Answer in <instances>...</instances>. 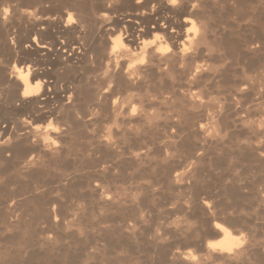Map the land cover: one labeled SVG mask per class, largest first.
I'll use <instances>...</instances> for the list:
<instances>
[{
    "label": "bare ground",
    "instance_id": "obj_1",
    "mask_svg": "<svg viewBox=\"0 0 264 264\" xmlns=\"http://www.w3.org/2000/svg\"><path fill=\"white\" fill-rule=\"evenodd\" d=\"M217 9L223 11V13L225 14V16L228 19L230 17H232V19H229V20H231L232 22L234 21V24L237 26L241 24V23L239 24V22L245 21V22L250 23V24L254 23L255 24L254 26L259 28V30H258V28H256L258 31H260L259 33H256V36L259 37L257 40L258 42L256 40L254 41V42H256L255 45L253 46L255 48H253V47L248 48V49H250L251 55H247V53H246L245 56L247 55L248 57H250L252 55L253 56L256 55V53L262 52L259 55L260 56L259 59L257 58L258 56L256 55L257 56L256 60L258 59V62H257L258 67L256 66V68H258V75L260 74L261 77H263L264 76V74H263L264 73V0H175V2H173V0H21L20 3L18 2L16 4H14V1L12 2V0H0V174H1V176H0V219H7V220H9V219L14 220V219H20V218L22 219V215L26 214L27 210H29V209H27L28 207L27 208L25 207L26 206L25 203L26 204L29 203L30 205L35 206L34 200H36V195H35L36 192H34V191L38 190L37 188H39V186L36 187L39 184L38 183L34 188L32 187L33 189L31 188L28 190L26 188L28 191L27 190L25 191V189H24L25 192L23 191V193L17 191V189L19 190V188L16 189L17 192L15 191L14 194L12 192L6 193L7 191H5V188H6L7 184L4 186V184H5V183H3L4 177L3 178H1V177L3 175H5V176L7 175L6 178H8V175H9V177H10V175H12V177H16L19 181L18 177L28 176L27 177V180H28L29 177L35 176L38 172H40L39 171L40 169L42 171H45V169L44 170L42 169L43 167H45L44 163L46 165H48V164L54 163L58 158L60 159V156L62 154H64L66 156V153H64L66 146H65V148H63V145H64V143L65 144L70 143L69 146H71L72 141L70 140L71 142H65V140L68 139L72 133L74 134L73 131H75L80 126H83V127L92 126L93 127V125L95 126V124H97V123L100 126V124L102 123L101 121L103 120L102 117L106 118L109 121L108 123L110 125H107L108 127L107 126L104 127V125L102 124L103 126H101V127H103V129L101 127L99 128L97 126L98 130H100V129H102V130L97 131L96 133H95V131L97 129L95 131H93L95 133V134L93 133L94 134L93 137L94 138L96 137L98 139V141H96L97 142L96 147H99V146L104 147L105 152L107 149L108 150L113 149L115 151L116 150L115 148H121L123 150V146H125L124 145L125 143L123 142L124 144L120 147V144H122V143H120V141L122 140V139L120 140V138L124 139V137H125L124 133L127 132V131L125 132V130H124L125 126H129L130 124L132 125L133 122H137V125H138V123L140 121H142V123L146 122L147 125H151L152 122L150 120L156 114L154 112L155 109L160 111L162 109L165 110V109L170 108L172 110L175 107V109L176 108L182 109L181 111L186 112L187 110L188 111L190 110L194 113L196 112L195 110H198V113H200L199 110L200 111L204 110V112H206V115H204V116H206V118H208L210 120L211 125L209 128L211 130H209V128H207L208 126L206 127V124L205 125H199L197 130L195 129V131H196L195 133L198 136L202 135L203 136L202 138H204V141H207L208 139H211V140L214 139L215 140L216 137H214V136L217 132V128L218 127L221 128V125L219 124V126H217V123L220 120L223 122L226 121V119H223L225 117H223V115H222L223 113H221V111H223L226 108L229 109V107H232L231 101L234 100V98L236 97V96L233 97L232 93H229V95L223 94L224 96L221 99L216 98L215 94L213 95L214 98H212L213 96L211 94L214 92L210 93V90L214 89L213 87L215 86V84H213L214 86L211 87L212 80L215 76L216 71L217 70L219 71V69L221 71L222 66H220L219 68L217 67V70L215 67H216V64L218 65L217 62L220 61L219 59L221 57L223 58L226 55L229 56L233 53V51L234 52L236 51V52L240 53V55H241L242 52L244 51L243 50L244 48L243 49L241 48L242 47L241 44L240 45L237 44L236 46H234L232 44L226 43L225 45L223 44L224 45L223 46L220 43L222 48L219 46L221 48V50H219V51H221V53H223V51H224L223 55L220 57V54L218 55V53H217L218 50L213 49V45L216 44L214 42L215 40L213 41L214 37L216 36V31H215V36L213 33L214 27L216 26V23L214 22L215 20L213 17L215 14H213V13ZM247 9H249V11ZM224 14H222V15L224 16ZM218 15L219 14H217V16ZM233 16H235V17H233ZM226 20L227 19H225V21ZM221 21H222V18H221ZM219 23L223 24L222 22H219ZM217 24H218V22H217ZM225 24L227 26L228 22H226ZM218 26L220 27V25H218ZM226 26H225V28H227ZM229 26H230V24H229ZM229 28L233 29V27H229ZM234 28L240 29V26L234 27ZM225 31H227V30H225ZM218 34H217V37H218ZM223 36H224V34H223ZM227 36H229V34H227ZM230 36H232L231 33H230ZM211 37H213L212 41L210 39ZM222 39H224V37ZM234 40H235V38H234ZM251 40H253V39H251ZM223 41H225V40H223ZM228 41H230V40H228ZM217 42H219V40ZM235 42L237 43L238 40ZM235 42H233V43H235ZM241 43H243V42H241ZM252 44H254V43H252ZM239 46H241V47H239ZM227 56H226V58H227ZM237 56H239V55H237ZM248 57L246 58L247 60H248ZM226 58L224 57V59H226ZM238 58L240 59V57H237V59ZM231 59H232V57H231ZM233 59H235V58H233ZM239 59H238L239 62H240V60L242 61V59H240V60ZM245 60H243V61H245ZM222 61H223V59H222ZM253 61H250V62H253ZM255 63H254V65H255ZM89 66L95 67V69L94 68L93 69L96 70V72H94V74L96 73V75L94 77H92V75H91V77H90V80L93 79L91 81L92 82L91 85L93 84L94 86H93V89L90 88L93 91H91L90 89L87 88L88 90H90L92 92L91 96L87 97L82 93V89H84L83 90V92H84L85 87H87V86L84 87V85H82V87H84V88H81V78H82L81 76L83 75L82 73H84V71H86V69L89 68ZM225 67H227V66H225ZM243 67L241 66V68H243ZM252 67H253V65H252ZM232 69H234V66ZM251 69L253 70V68H251ZM254 69H255V67H254ZM91 71H93V70H91ZM240 71H241V69H240ZM243 71H244V69H243ZM243 71H241V72H243ZM255 71H257V70H255ZM74 72H75V74L71 75V73H74ZM244 72H246V70ZM248 72H250V71H248ZM223 73H225V72L223 71ZM255 73L257 74V72H255ZM92 74H93V72H92ZM220 74H222V73L220 72ZM220 74H218V75H220ZM225 74H227V73H225ZM251 74H253V73H251ZM228 75H230V74L228 73ZM250 76L251 75H249V77ZM241 77H243V76H241ZM254 77H253V79H254ZM86 78H88L87 75H86ZM220 78H221V76H220ZM242 79L243 80H240V76H239V80L242 81V83L240 84L239 82H237L240 84L238 86V89H237L238 91L235 89V91L233 93V95L234 94L238 95L240 97L239 99H241L242 94H244V96H245L246 92H247V94H248V92H253L255 90V86L258 85V84L255 85L254 83H252L253 79L250 80L251 82L248 81L249 78L247 79L246 77L245 78L243 77ZM255 79H254V82L256 81ZM87 81L88 80H86L85 82H87ZM236 81H237V79H236ZM227 82H229V81L227 80ZM147 83L148 84L152 83V85H148ZM259 85H263V84H259ZM88 86H90V85H88ZM257 87H259V86H257ZM231 89H229V90H231ZM229 90L227 89V91H229ZM91 92H89V93H91ZM259 94H260V91H259ZM260 96H261V94H260ZM221 97H222V95H221ZM256 97H257V95H256ZM236 99H235V102H236ZM258 100H259V102L257 100H255L256 103L258 102L257 105H255V104L254 105L258 106V109H259L258 110L255 107V110H258L260 112L257 113L258 111L257 112L255 111L257 113V114L256 113L253 114V115H257V117L255 119H254V117H255L254 116L253 119L251 118L252 120H249L248 119L249 118L248 113H245V111L242 110V109H244V106H247L246 104L243 107L240 106L242 109L239 106H237L240 108V109L239 108H237V109H239L240 112H243L245 114H238L240 116H236L237 114L233 113L234 112L233 109H232V111H233L232 113L235 114L236 118H238V120L237 119L236 120L241 125L247 124L249 129H251V130L255 129L257 131L261 130V133H262V132H264V97H263V94L261 97L258 98ZM240 101H242V100H240ZM234 103H232V104H234ZM241 103H243V102H241ZM235 105H237V103H235ZM238 105H241V104L239 103ZM249 105L250 104H248V107H249ZM252 105H253V102L250 106H252ZM215 107H217L219 109L218 110L219 112L216 113L213 110ZM248 107L246 109L250 108V107L249 108ZM233 108H234V105H233ZM252 108L253 107H251V109ZM183 109H185V110H183ZM237 109H235V110H237ZM215 110H217V109H215ZM174 111L177 112V110H174ZM178 111H180V110H178ZM247 111L250 112V110H247ZM165 112L168 113L167 110ZM227 112L229 114V110L228 111L226 110V114H227ZM162 113H164V112H162ZM201 113H203V112H201ZM172 114H173V116L176 115L175 113H172ZM190 114H187V115H190ZM196 114H197V112H196ZM196 114L195 115L193 114V115L196 117ZM200 114H199V116H200ZM203 114H205V113H203ZM224 114H225V112H224ZM228 114H227V117H228ZM251 114H252V112H251ZM159 115L160 114H158L157 119H159ZM182 115H183V113H181V116ZM229 116H230V114H229ZM165 117H166V115H165ZM167 117H168V115H167ZM186 117H188V116H186ZM173 118H175V117H173ZM188 118H191V117H188ZM206 118L204 117L203 119L205 120ZM157 119H156V121H157ZM199 119H200V117H199ZM228 119L226 122H228ZM154 120H155V117H154ZM154 120L152 119L153 123H154ZM160 120H161V118H160ZM164 120H163V122H165ZM175 120L173 123H175ZM192 120H193V118H192ZM230 120H231V118H230ZM147 121H150V123H147ZM167 121L169 122V120H167ZM170 121L172 122L173 120H170ZM99 122H101V123H99ZM178 122L179 121H177V124H178ZM223 122H221V124ZM142 123H140V124H142ZM179 123H181V122H179ZM186 123L183 125H186ZM195 123H196V121L194 122V124ZM205 123H206V121H205ZM225 123L222 125V128L226 127ZM194 124L192 123L191 125H194ZM202 124H204V123H202ZM208 124H209V122H208ZM235 124H237V123L235 122ZM178 125H180V124H178ZM230 125H232L231 122H230ZM122 126L124 128L123 130H122ZM130 126H129V128H130ZM133 126H135V125H133ZM138 126H140V125H138ZM142 126H143V124H142ZM173 126H174V124H173ZM235 126H238V125H234V126L232 125V127H234V128H235ZM176 128H178V126ZM187 128L189 130H191L190 127H187ZM248 128H246V129H248ZM88 129H86V130L89 133L90 130L88 131ZM90 129H91V127H90ZM137 129H135V130H137ZM174 130H175V128H174ZM123 131H124V133H123ZM192 131H191V133H192ZM218 131H221V129ZM129 132H130V130H129ZM129 132H127L128 135H129ZM134 133L135 132H133V134ZM138 133H135V136L138 135ZM174 133H175V131H174ZM221 133H222V131H221ZM224 133L225 132L223 131V134ZM251 133H252L253 137L255 136L254 134H257V132L254 133L253 131ZM76 134H77V132H76ZM133 134L132 135L130 134V136H134ZM175 134H173V135H175ZM217 134H219V133L217 132ZM72 135L70 136V138L72 137ZM190 135H193V134H189V136ZM259 135H261V134H259ZM216 136H218V135H216ZM219 136H220V134H219ZM127 137L128 136H126L125 138L128 139ZM162 137L164 138V136H162ZM162 137L160 138L161 140H162ZM72 138L74 139V137H72ZM96 138H95V140H96ZM133 138L134 137H132V140H133ZM137 138L139 139L138 136H137ZM169 138H171V137H169ZM175 138H174V140H175ZM190 138H192V137H190ZM193 138L195 139V136ZM221 138H222V136L220 137V140H221ZM129 139H131V138H129ZM150 139H152V138L149 137L148 140H150ZM186 139H187V137H186ZM170 140L172 141L173 139L171 138ZM170 140H169V145H170ZM188 140L190 142V139H188ZM211 140H208V141L210 142ZM220 140H218V141H220ZM74 141H76V138ZM164 141H166V140H164ZM164 141H163V143H164ZM195 141H196V139H195ZM208 141H207V143H208ZM127 142H128V140H127ZM127 142H126V144H127ZM134 142H135V140H134ZM149 142L151 143L152 141H149ZM173 142L175 143V141H173ZM178 142L180 143V141H178ZM92 143H94L93 139H92ZM154 143H156V142H154ZM174 143L171 145H175ZM197 143L195 142L196 145H197ZM251 143L253 144V142H251ZM129 144H130V142L128 143V146H129ZM141 144H142V142H141ZM162 144H161V146H163ZM190 145H189V147H190ZM200 145H205V144H200ZM200 145H199V147H200ZM209 145H210V143H209ZM249 145H250V143H249ZM254 145H252V146H254ZM136 146H137V144H135V147ZM146 146H147V143L145 146L141 145V147H143V150H144V147L146 149ZM194 146H192V147H194ZM255 146L253 147L254 148L253 152L255 151L256 154L258 155V157L261 158V160L264 159V147H263L264 145L262 146L263 148H260L259 146H256V147ZM129 147H131V146H129ZM129 147H128V149H129ZM163 147H164L163 151L166 152L165 148H167V146L166 147L163 146ZM67 148H68V144H67ZM152 148H150V149H152ZM154 148H156V147H154ZM170 148H169V150H170ZM185 148H186V146H185ZM246 148L249 149V147H246ZM126 149L127 148H125V150ZM202 149H199V150H202ZM250 149H252V148H250ZM66 150L69 151L70 149H66ZM143 150H142V152H143ZM92 151H93V149H92ZM96 151H97V148H96ZM194 151H197V150H194ZM204 151H206V149ZM134 152L133 151L127 152V154H129L130 160H139L141 157L140 153L142 154V152H140V151L139 152L137 151L135 153ZM120 153H122V152H120ZM149 153H150V151H149ZM192 153H194V152H192ZM198 153H200V152H197V154ZM201 153H206V152L201 151ZM197 154L195 153L194 155H197ZM86 155H89V154H86ZM166 156H169V155L167 154ZM171 156H172V154H171ZM171 156H170V158H171ZM191 156H193V154ZM84 157H87V156H84ZM146 157H149L148 154L146 155ZM68 158L69 157H66L65 159H68ZM144 158H142V160ZM166 158H168V157H166ZM146 159L147 158H145L143 161H145ZM183 159H185V158H183ZM190 159H191V157H190ZM163 160H161V161H163ZM170 161L171 160H169V162ZM182 161H183V163H186V162H184V160H182ZM199 161H200V158L195 157L194 159H192V161L190 163H188V165H186L184 167L182 166L183 168L180 166L179 168H181V170L177 171L178 168H176L175 169L176 171L174 170L173 174H171V175L169 174L170 175L169 177L171 178L170 180H172L171 182L173 184L175 183L176 185L177 184L184 185L185 183L187 184L186 181H188V179H190V178L194 179L195 178L194 175H197L196 173L198 170L197 166L199 164ZM125 162H126V160H125ZM135 162H137V161H135ZM169 162H167L166 164L168 165ZM91 163H92V161H91ZM203 163H206V162L203 161ZM57 164L58 163H56L55 164L56 166L55 167L53 166V168H56ZM138 164H139V162H138ZM51 165H54V164H51ZM161 165H163V163ZM179 165H180V163L178 164V166ZM181 165H182V163H181ZM199 165H200V167H202L201 163ZM70 166H71V164H70ZM158 166H159V164H158ZM170 166H171L170 168H173L174 165H170ZM48 167L49 166H47L46 170L51 168V167H49V168ZM58 167H59V165H58ZM59 168H61V167H59ZM138 168H140V167H138ZM165 168L167 170V167H165ZM204 168H205V166H204ZM62 169H64V167ZM62 169H60V172L63 171ZM102 170L103 169H101V171ZM203 170H206V169H203ZM51 171H54V169L53 170L51 169ZM65 172H67V171H65ZM168 172H169V170H168ZM171 172H169V173H171ZM45 174L46 173H44L42 175L45 176ZM202 174H204V173H202ZM197 176L199 177V175H197ZM200 176L202 177V175H200ZM23 177H22V179H23ZM67 177H69L68 174H67ZM10 178L8 180H11ZM196 179H197V177H196ZM196 179H194V180L196 181ZM23 180H21V181H23ZM170 180H169V182H170ZM25 181H26V179H25ZM28 181H30V183H31V179ZM34 181H35V179H34ZM85 181L87 182V180H85V178H84V182ZM11 182L14 183V180ZM11 182H10V184L9 183L8 184L12 186L13 183L11 184ZM197 182H198V180H197ZM197 182H195V184ZM200 182H201V180H200ZM41 183L42 182H40L39 185H41ZM44 184H45V182H44ZM63 184L65 185V183H63ZM88 184H89V182H88ZM204 184L205 183H203L202 185H204ZM14 185H16V184H14ZM23 185H24V183L22 184V186ZM32 185L26 184V186H32ZM188 185H190V183H188ZM13 186H12V188H14ZM99 186H100V184H99ZM7 187H9L10 190H13L10 188V186H7ZM15 187H18V185H16ZM24 187H21V185H20V188H24ZM93 187L97 188L98 185L95 184ZM93 187L91 188V191L89 189L90 192H92V191L99 192L98 196H101L104 201H107L108 199H110L109 198L110 195H108L109 193H106V191L101 190V188L100 189L98 188V190H97L96 188L93 189ZM87 188H89V187L87 186ZM9 189L6 188V190H9ZM39 189H41V188H39ZM102 189H103V187H102ZM21 190H23V189H21ZM37 193H39V191H37ZM41 193H42V191H41ZM37 196H39V195L37 194ZM44 196H43V198H44ZM55 196H58V195H55ZM91 196H92V194H91ZM48 197H49V195H48ZM101 197H99V198L101 199ZM45 201H40V202L42 204ZM263 201H264V199H263ZM59 202H60L59 199L52 197L51 202H49L50 204L47 203L48 205H50L49 208H47L45 205H43L47 208V209H45L46 211L44 210L45 212L43 210L40 211V209H39L40 207H38V206L41 204H39L38 206L36 204L37 207H33L32 211L30 210V214L27 213V217L28 216L40 217L42 215L43 218L57 219L61 216V214H62V216L64 215L63 214L64 211H62L63 212L62 213L60 211V208H58V206L60 207ZM101 203H104V202H101ZM204 203H203L204 204L203 208H201V210H200V211L204 210V212H205L204 214H206L205 217H207V219H205V220L202 219V222H200V226H202V227L208 226L207 227L208 230H204L206 228V227H204L203 230L205 232H203V234H202L203 236H201L204 239V242L202 240H200L201 238L199 239V236H200L198 234L199 232H196L195 230H193V228L190 229L191 227H188V225L191 226L190 223L187 225L185 223L182 224V222H179V223L176 222L175 226L173 225L176 228L175 231L177 230L180 234H184L183 236H185V240L182 243L184 245V248L185 247H189V248L176 249L173 251L167 250V252L169 251L168 256H167V257H169L168 258L169 261H167V262H170L171 264H206L208 261L210 262V260H213V261L217 260V262H218V260H220V261H222L221 263L228 262V264H229L232 261L235 262L236 260H238L236 263L241 262V261H239V258H242V256L244 257V256H247L248 254H252V253L255 254V255H253V257L257 256V259L260 262L261 258L259 256L260 254L258 253L259 252L258 248L254 247L258 242L256 244L253 243L254 246L251 249V245H249V240L243 241L242 239H239L240 236L238 237V236L234 235L233 232L231 231L230 227L224 226L223 224H220V222L218 223V222H215L214 219H211V217L213 218V216H212V214H210L211 210H209V208H208L209 207L208 203L207 202H204ZM23 204H24V208H25V209L24 208L23 209L26 211V213L22 212L24 210L19 209L20 206L23 207ZM252 204H253V202H252ZM29 208H31V207H29ZM182 210L183 209H181V211ZM199 213H201V212H199ZM227 213H230V212H226V214ZM201 215H203V214H201ZM29 219H31V218H29ZM60 219H61V217H60ZM225 219H226L227 223H229L231 225H232V223L234 224V218L233 217L226 216ZM188 220H190V219H188ZM199 220H201V219H199ZM238 220H239V218H238ZM197 222H199V221L197 220ZM125 223H127V222H125ZM125 223H124V225H125ZM130 223H129L128 227H130ZM8 224L11 226L10 222L9 223L7 222V225ZM132 224H133V222H132ZM132 224H131V227H133ZM241 224L242 223H240V225ZM18 225H19V223H18ZM31 226H33V225H31ZM126 226H127V224H126ZM135 226H136V224H135ZM196 226H198V225H196ZM4 227H6V226H4ZM131 227H130V231L132 230ZM193 227H195V226H193ZM252 227H254V226H252ZM122 228H125V227H122ZM263 228H264V226H263ZM7 230H10V228ZM122 230H124V229H122ZM128 230L126 231L127 233H128ZM237 230H239V229H237ZM243 230H245V229H243ZM29 231H30V229H29ZM199 231L201 232V229ZM240 231H239V233H240ZM117 232L118 231H116V233ZM251 233H252V231H251ZM22 234H24V233H22ZM242 234L243 233H241V235ZM130 236H131V234H130ZM132 236H134V235H132ZM14 237H16V236H14ZM14 237H13V239H14ZM153 238H155L154 235H153ZM159 239H161V238H159ZM95 241H97V240H95ZM164 243H166V242H164ZM190 246L192 247V249H190L191 248ZM159 248H161V247L159 246ZM15 251H16V249H15ZM164 251H165L164 255H166L165 254L166 250H164ZM92 252L93 251H91V253ZM157 253H159V252H157ZM17 254H16V256H17ZM29 255H32V254H29ZM162 257H163V252H162ZM164 258H166V257L164 256ZM34 259H35V257H34ZM248 259H249V257H248ZM37 260H39V259H37ZM123 260H125V259H123ZM253 261H255V260H253ZM258 261H257V263H259ZM262 261L263 260H261V262ZM221 263H219V264H221ZM23 264H26V263H23Z\"/></svg>",
    "mask_w": 264,
    "mask_h": 264
},
{
    "label": "rangeland",
    "instance_id": "obj_2",
    "mask_svg": "<svg viewBox=\"0 0 264 264\" xmlns=\"http://www.w3.org/2000/svg\"><path fill=\"white\" fill-rule=\"evenodd\" d=\"M13 1H14V4H16L18 2L20 3L21 0L20 1L19 0L18 1L12 0V2ZM218 10L219 9H217L213 13V14H215L213 17L215 20L214 22L216 23V26L214 27V32H213L214 36H215V31H216V36L215 37L213 36L214 39H213V37L210 38L211 41L213 39V41L215 40L214 42L216 43L213 45V49L218 50L217 53H218V55L220 54V57H221L223 55L224 51H223V53H221V51H219L222 48L220 43L222 45L229 43V44H232L234 46H236L237 44H239V45L241 44L242 47L241 46H239V47H241L242 49L244 48L243 49L244 51L241 54L243 57L240 55V53L233 51L234 54L232 53L229 56L226 55L227 58H226V56H224L226 59H224V57L223 58L221 57L219 59L220 61L217 62L218 65L216 64V67H215L217 70V67L219 68L220 66H222L221 71H220V69H219V71L223 75L220 74V72L218 70H217L218 72L216 71V73H215L216 77L214 76V78L212 80L211 87L214 86L213 84H215V86L217 88L215 86L213 87L214 89L211 88L212 90H210V93L214 92L211 95L213 96L215 94L216 98L221 99L224 96L223 94L229 95V93H232L233 97L236 96L234 98V100L231 101L232 103H234L235 99L238 97L236 99V102H235V103H237V105H235V103L234 104L231 103L232 107H229V109L226 108L223 110L225 112V114L223 111H221V113H223L222 114L223 117H225L223 119H226V121L228 118L229 119H228V122H226V121L223 122L220 120L217 123V126H219V124L221 125V128L220 127L217 128V132L220 134V136L216 132V134L214 136V137H216V139L214 140L213 139L214 137L212 138L213 140L208 139V140H211L212 142L211 141L209 142L207 140L208 141V143H207V141H204V138H202L203 137L202 135L201 136L196 135L195 129L197 130L199 125H205L206 124V127L208 126L207 128H209L211 125L210 120L208 118H206V116H204V115H206V112H204V110H201V111L199 110V112L200 113L203 112L205 114H203V113L200 114V113H198V110H195L197 112V114H196V112L194 113L190 110L189 111L187 110L185 112V111H181L182 109H178V108L175 109V107L173 109L177 110V112H175L173 109L171 110L170 108H168L169 110L168 109H165V110L162 109L160 111L155 109L154 110V112L156 113L154 115L155 120H154V117L152 118L154 120V123H153L152 119L150 120L152 122L151 125H147L146 122L142 123V121H140V122L138 121L139 122L138 125H140V126L137 125V122H133L132 125L130 124L131 126L129 125L130 128H129V126H125V129H124L123 128L124 125H123L122 130L124 129L125 132L126 131L129 132V130H130L129 135L127 134V132L124 133V131H123V133L125 134V137L128 136L127 137L128 139H126L125 137H124L125 140L123 138H120V140L122 139L121 140L122 142L120 141V143H122V144H120V147L125 143L124 144L125 146H123V150L121 148H115L116 149L115 151L113 149H109V150L107 149L105 152L104 147H102V146L96 147L97 146L96 141H98V139L95 137L96 138V140H95L93 135L97 131H100L103 129V127H101V126L104 125V127H106L107 125H110L108 123L109 121L106 118L102 117V119H103L101 121L102 123L99 122V123H101L100 126L97 123V124H95L96 127L93 125L94 128L92 126H88V127L80 126L76 130L74 129L75 130V131H73L74 134L73 133H72L73 135L71 134L72 137H74V139L71 137L73 139L72 140L70 138V136H71L70 135L69 136L70 139L69 138L66 139L65 142H71V141L73 142L75 140V138H76V141H74L73 143L71 142V146H69L70 143H66V144L64 143L63 148H65V146H66L65 152H64V153H66V156L64 154H62L60 156V159L58 158L55 161L56 163H58L57 167L59 165V167H61V168H59V167L53 168V166L54 167L56 166L55 162L51 163L54 165H51L48 163H47L48 165H46L44 163L46 168L43 167L44 165L42 166L43 168L42 167L41 168L43 170L45 169V171H42L40 169L39 171L41 173L38 172L35 175L36 177L32 176V177L28 178V180L31 179V183H30V181L27 180L28 176H26V177L22 176L24 180L22 179L21 176L18 177L19 181L16 177H12V175H10L11 178L9 177V175H8V178H6L7 175L6 176L3 175L1 177V178L4 177V182H3V183H5L4 186L7 184V186H10V188L13 189V190H10L9 187L6 186V188L9 189V190H6V188H5V191H7L6 193L12 192L13 194L15 193L17 188H19V190L17 189L18 192L23 193L24 189H25V191L27 189L29 190L32 187L34 188L38 183L40 184V182H42L41 183L42 186L39 184L36 186V187L39 186V188H41L42 190L37 188L38 190L34 191V192H36V194H35L36 200H34L35 206L30 205L29 203H27V204L25 203V205H26L25 207L26 208L28 207L27 209H29V210L26 209L28 214H30V210L32 211L33 207H37L39 204H41L40 201L46 200L45 202H43L44 204L43 203L41 204L42 206L41 205L38 206V207H40L39 208L40 211L41 210L44 211L45 209L49 208L50 205H48V204H50L49 202H51L52 197H53V198L59 199L60 207L58 206V208H60L61 212L64 211V213L62 212L64 215L62 216V214H61V216H60L61 219L59 216H58L59 218H57V219L43 218L42 215L40 217H38V216L37 217L28 216L27 217V213L24 210L25 208H24V204H23V207L20 206V208H19L21 210H24L22 212L26 213V214L22 215V219L21 218L20 219H14V220H12V219H9V220L0 219L1 220L0 221V224H1L0 225V264H23V263H26V264H171L170 262H167V261H169L168 260L169 257H167L169 251H171V250L173 251L176 249L189 248V247L184 248V245L182 243L185 240V236H183L184 234H180L177 230L175 231L176 228L174 226H175L176 222H178V223L182 222V224L185 223L187 225L190 223L191 226L188 225V227H191L190 229L193 228V230H195L196 232H199L198 233L200 235L199 239L201 238L200 240H202L204 242V239L201 236H203L202 234H203V232H205L204 230H208V228H207L208 226H203V227L200 226V222H202V219H204V220L207 219V217H205L206 214H204L205 213L204 210L200 211L201 208H203V206L205 204L204 202L208 203V206H209L208 208H209V210H211L210 214H212V216H213V218L211 217V219H214L215 222H218V223L220 222V224H223L224 226L230 227L231 231L233 232L234 235H236L238 237L240 236L239 239H242L243 241L249 240V245H251V249L254 246L253 243L256 244L258 242L254 247L258 248V251H259L258 253L260 254L259 256L261 258V259L259 258L260 262H261V260H263L261 263L258 261L257 256L253 257V255H255V254L252 253V254L247 255L249 257V259L247 256H244V257L242 256V258H239V261H241V262L236 263L238 261V260H236L235 262L232 261L229 264H234V263L235 264H251V263L252 264H262L263 263L264 264V259H263L264 258V245H263L264 244V241H263L264 240V228H263V226H264V201H263V199H264V159L261 160V158L258 157L256 152L255 151L253 152V150H254L253 147L255 145L259 146L260 148L264 147L263 146L264 145V141H263L264 140V136H263L264 132L261 133V130L257 131L255 129L251 130L248 128L247 124H245L246 126L241 125L237 121L238 118H236V116H240L238 114L248 113V115H249L248 119L249 120H252L254 116H255L254 117V119H255L257 117V115H253V114H255L259 110L258 106H255V105H257V103L259 102L258 98L261 97L262 94L264 97V93H263L264 92V76L262 75L263 77H261L260 74L258 75V68H256V66L258 67L257 62H258V59L260 58L259 55L262 52L256 53V55L258 57L256 55H254V56L252 55L250 57L247 56V55H251L250 49H248V48H251L255 45L256 42H254V41L255 40L257 41L259 38L258 36H256V33H259L260 31H258L259 30L258 27L254 26L255 25L254 23L250 24V23H247L245 21L239 22V24L240 23L241 24L237 26L234 24V21L232 22L231 20H229V19H232V17H230L228 19L225 16V14L223 13V11H221V10L218 11ZM247 10L249 11V9H247ZM221 13L224 14V16ZM217 14H219L220 16L222 15V16L220 17L218 15L220 17L219 18L217 16ZM233 17H235V16H233ZM221 18H222V21H221ZM225 19H227V20L225 21ZM217 22H218V24H217ZM219 22H222L223 24H220ZM226 22H228L227 26L225 24ZM229 24H230V26H229ZM218 25H220V27ZM225 26L227 28H225ZM228 26L233 27V29L229 28ZM239 26H240V29L234 28V27H239ZM256 28H258V30ZM224 29L227 30L228 32L225 31ZM230 33L232 34V36H230ZM217 34H218V37H217ZM223 34H224V36H223ZM227 34H229L230 37L227 36ZM221 37L222 38L224 37V39H222ZM234 38H235V40H234ZM217 39L219 40V42H217L218 41ZM251 39H253V40H251ZM223 40H225V41H223ZM228 40H230V41H228ZM237 40H238V42L236 43L235 41H237ZM233 42H235V43H233ZM241 42H243V43H241ZM252 43H254V44H252ZM253 48H255V47H253ZM246 53H247L246 56L248 57V60L246 59L247 57L245 56ZM237 55H239V56H237ZM230 56L232 57V59L235 58V59H233L234 61L231 59ZM237 57H240V59H242V61L238 58L240 60V62H239ZM256 57L258 58L257 60H256ZM222 59H223V61H222ZM243 60H245V61H243ZM250 61H253L254 63L256 62L255 65L253 62H250ZM232 65L234 66V69H232L233 68ZM252 65H253V67H252ZM225 66H227V67H225ZM241 66L242 67L244 66V67L241 68ZM91 67L92 66H89V68H87L86 71H84V73H82L83 75L81 76L82 77L81 78V88H84L85 86H87V87H85L84 92H83L84 89H82V93L87 97L91 96V94H92L91 91H93V90H91L90 88L93 89V86H94L93 84L91 85V83H92L91 81L93 79L90 80V77H91V75H92V77H94L96 75V73L94 74V72H96V70H94L95 67L94 66L92 68ZM254 67H255V69H254ZM251 68H253L254 71ZM240 69H241V71H243V69H244V71L246 70V72H244V71L241 72ZM91 70H93V71H91ZM247 70L253 74H251ZM255 70H257V71H255ZM223 71L227 74L223 73ZM92 72H93V74H92ZM255 72H257V74ZM228 73L230 75H228ZM72 74H75V72L71 73V75ZM216 74L217 75L220 74V75L217 76ZM86 75L89 79L86 78ZM238 75L240 76V80H243L242 78L246 77L247 79L249 78L248 81L252 80L253 77L256 75L254 77V79L256 78L255 80L257 82L256 81L254 82V79H253L252 83H254L255 85L258 84L257 86H259V87L255 86V90H254L255 92L254 91L248 92V94L246 92V95L244 96V94H242L241 99H239L240 97L238 95H235V94L233 95L235 89L237 90L238 86L242 83V81L239 80ZM249 75H251L250 76L251 78L249 77ZM220 76H221V78H220ZM241 76H243V77H241ZM236 79H237V81H236ZM86 80H88V81L85 82ZM227 80L229 82H227ZM237 82H239L240 84ZM152 83H150V84L147 83V84L152 85ZM259 84H263V85H259ZM82 85H84V87H82ZM88 85H90V86H88ZM87 88L90 89L91 91L88 90ZM227 89L228 90L231 89V90L227 91ZM259 91H260L261 96L259 94ZM89 92H91V93H89ZM221 95H222V97H221ZM256 95H257V97L258 96L259 97L257 98ZM212 98H214V96ZM240 100H242V101H240ZM255 100H257L258 102L256 103ZM241 102H243V103H241ZM252 102H253V105L250 106L252 104ZM239 103L241 105H238ZM245 104L247 106H244ZM248 104H250L249 105L250 108L248 107ZM233 105H234V108H233ZM237 106H239V107L244 106V109H242L241 107L240 108L243 111H245V113L240 112L239 111L240 108ZM247 107L249 109H246ZM251 107H253L254 109L253 108L251 109ZM255 107L258 110H255ZM237 108H239V109H237ZM215 109H217V110H215ZM232 109L234 112L232 111ZM235 109H237V110H235ZM166 110L168 111V113L165 112ZM178 110H180V111H178ZM183 110H185V109H183ZM213 110L216 113L219 112L218 111L219 109L217 107H215ZM226 110L227 111L229 110L230 116L227 112L228 117L226 114ZM247 110H250V112ZM162 112H164V113H162ZM180 112L183 113L182 116H181ZM191 112L194 115L196 114V117ZM230 112L231 113L233 112L237 115L235 116V114H233V113H232L233 114L232 115ZM251 112H252V114H251ZM259 112L260 111H258L257 113H259ZM172 113H175L177 116L176 115L173 116ZM158 114H160L159 119H157ZM184 114L188 117H191V118L186 117ZM187 114H190V115H187ZM199 114H200V116H199ZM165 115H166V117H165ZM167 115H168V117L169 116L170 117L168 118ZM198 116L200 117V119ZM201 116L202 117L204 116L206 119L204 120L203 119L204 117L202 118ZM173 117H175V118H173ZM160 118H161V120H160ZM192 118H193V120H192ZM230 118H231V120H230ZM156 119H157V121H156ZM163 120L165 122H163ZM167 120H169V122ZM170 120H173V121L171 122ZM174 120H175V123H173ZM150 121H147V123H150ZM177 121L181 122V123L178 122V124H180V125L177 124ZM195 121L197 124L196 123L194 124ZM205 121H206V123H205ZM208 122H209V124H208ZM221 122H223V123L221 124ZM230 122L232 123L233 126L238 125L239 127L235 126V128H236L235 129L234 127H232V125H230ZM235 122L237 124H235ZM140 123H142L143 126ZM185 123H186V125H183ZM192 123L194 125H191ZM202 123H204V124H202ZM224 123H225L226 127L222 128V125ZM173 124H174V126H173ZM133 125H135V126H133ZM97 126L99 128L101 127L102 129L98 130ZM177 126H178V128H176ZM90 127L92 130L90 129ZM187 127H190L191 130H189ZM174 128H175V130H174ZM219 128L221 129L222 133H221V131H218V130H220ZM246 128H248V129H246ZM86 129H88V131L90 130L89 133L90 132L91 133L89 134ZM131 129L132 130L134 129V130L132 131ZM135 129H137L138 131ZM209 130H211V129L209 128ZM93 131H95V133ZM174 131H175V133L176 132L177 133L175 134ZM191 131H192V133H191ZM223 131L225 132L224 134H223ZM252 131L254 133L257 132V134L253 133L255 135L254 137L251 133ZM76 132H77V134H76ZM133 132H135V133L139 132V133H138V135L135 136V133L133 134ZM130 134L131 135L133 134L134 136H130ZM173 134H175L178 138ZM189 134H193V135L189 136ZM259 134H261V135H259ZM161 135L164 136V138ZM216 135H218V136H216ZM137 136L139 137V139L137 138ZM168 136L171 137L173 140L171 141L170 140L171 138H169ZM194 136H195L196 141L193 138ZM221 136H222V138L220 140ZM132 137H134L135 139L133 138V140H132ZM149 137L152 138L154 141L152 139L148 140ZM161 137H162V140L160 139ZM186 137H187V139H186ZM190 137H192V138H190ZM129 138H131V139H129ZM174 138H175V140H174ZM92 139H93L94 143H92ZM188 139H190V142ZM127 140H128V142H127ZM134 140H135V142H134ZM164 140H166V141H164ZM169 140H170V145H169ZM218 140H220V141H218ZM140 141L142 142V144ZM147 141L148 142L152 141L153 143L152 142L148 143ZM163 141H164V143H163ZM173 141H175V143ZM178 141H180V143ZM126 142H127V144H126ZM129 142L131 144V145L129 144V146H131V147L128 146ZM154 142H156V143H154ZM186 142L187 143L189 142V143L187 144ZM195 142L196 143L198 142L199 144L197 143V145H196ZM248 142L250 143L251 146L249 145ZM251 142H253V144ZM146 143H147L146 149L144 147V150H143V147H141V145L145 146ZM173 143L175 145H171ZM209 143H210V145H209ZM67 144H68V148H67ZM135 144H137L136 147H135ZM161 144L165 147L167 146V148H165L166 152L163 151L164 147L161 146ZM200 144H205L206 146L200 145ZM189 145H190V147H189ZM199 145H200V147H199ZM252 145H254V146H252ZM185 146H186V148H185ZM192 146H194V147H192ZM93 147L94 148L96 147L97 151H96V148L94 149ZM128 147H129V149H128ZM154 147H156V148H154ZM246 147H249V149ZM125 148H127V149L125 150ZM150 148H152V149H150ZM169 148H170V150H169ZM250 148H252V149H250ZM66 149H70V150L68 151ZM92 149H93V151H92ZM141 149L143 150V152L145 151L146 153L144 152L145 153L144 154ZM199 149H202V150H199ZM205 149H206V151H204ZM194 150H197V151H194ZM129 151H133V152L134 151L135 152L140 151V152H142V154L140 153V155H141L140 159L139 160H130L129 154H127V152H129ZM149 151H150V153H149ZM201 151L206 152V153H201ZM120 152H122V153H120ZM192 152H194V153H192ZM197 152H200L201 154L200 153L197 154ZM166 153L169 156H166L167 155ZM170 153L172 154V156ZM195 153L197 155H194ZM86 154H89V155H86ZM147 154L149 157H146ZM192 154H193V156H191ZM84 156H87V157H84ZM170 156H171V158H170ZM189 156L191 157V159ZM66 157H69V158L65 159ZM144 157L147 158L145 161H143L145 159ZM166 157H168V158H166ZM195 157L200 158L199 164L201 163L202 167H203V168L200 167V165L198 164V166H197L198 170H197L196 174L199 175V177L197 175H194L195 176L194 179H196V177H197L196 181L193 178L192 179L190 178L191 180L188 179V181H186L187 184L186 183L184 185H180V184L176 185L175 183L173 184L171 182L172 180H170L171 178L169 176L171 174H173V172L176 168H178L177 171L181 170V168H179L180 166L184 167V166L188 165V163H190L192 161V159H194ZM142 158H144V159L142 160ZM183 158H185V159H183ZM125 160L127 163L125 162ZM161 160H163V161H161ZM169 160H171L170 162L172 164L169 162ZM182 160H184V162H186V163H183ZM91 161H92V163H91ZM135 161H137V162H135ZM203 161L206 162L207 164L203 163ZM138 162L140 165L138 164ZM167 162H169L168 165L166 164ZM162 163H163V165H161ZM179 163H180V165L178 166ZM181 163H182V165H181ZM70 164H71V166H70ZM158 164L160 167L158 166ZM169 164L174 165L173 168H170L171 166ZM47 166H49L51 168L48 167L49 169L46 170ZM62 166L64 167L65 170L62 169L63 168ZM204 166H205V168H204ZM138 167H140V168H138ZM165 167H167V170ZM51 169L52 170L54 169V171H51ZM60 169H62L64 172L65 171H67V172H65V173L63 171L60 172ZM101 169H103V170L101 171ZM203 169H206V170H203ZM168 170H169V172H171V171L172 172L169 173ZM44 173H46L45 176L42 175ZM202 173H204V174H202ZM67 174L69 177H67ZM38 175L39 176L41 175V176L39 177ZM200 175H202V177ZM0 176H1V174H0ZM9 178L11 180H8ZM84 178H85V180H87V182L86 181L84 182ZM25 179H26V181H25ZM34 179H35V181H34ZM13 180H14V183L11 182ZM21 180H23V181H21ZM169 180H170V182H169ZM197 180H198V182H197ZM200 180L202 183L200 182ZM9 181L11 182V184L13 183L12 186L14 184H16V185H18V187H15L16 185H14L13 187L15 189L12 188V186L9 185L10 184ZM194 181L197 182L196 183L197 185L195 184ZM44 182H45V184H44ZM88 182H89V184H88ZM23 183H24V185L22 186ZM25 183L27 185H32L33 183L34 184L32 186H26ZM63 183H65V185ZM188 183H190L191 186L188 185ZM203 183H205V184L202 185ZM19 184L21 185V187H24V186L25 187L20 188ZM93 184L94 185L97 184L98 187L97 188L93 187L94 186ZM99 184H100V186H99ZM86 185L89 188H87ZM101 186L103 187V189ZM92 187H93V189L96 188L97 190H98V188L99 189L101 188V190H104V191H106V193H109L108 195H110V197L109 196L108 197L110 199H108L107 201H104L101 196H98L99 192H97V191L90 192ZM21 189H23V190H21ZM89 189H90V191H89ZM37 191H39L40 194L37 193ZM41 191L43 194L41 193ZM37 194L39 196H37ZM91 194H92V196H91ZM48 195L50 198L48 197ZM55 195H58L59 197L55 196ZM43 196H44V198H43ZM99 197H101V199ZM101 202H104V203H101ZM252 202H253V204H252ZM36 204H37V206H36ZM43 205H45L47 208ZM29 207H31V208H29ZM181 209H183V210L181 211ZM199 212H201V213H199ZM226 212H230V213L226 214ZM201 214H203V215H201ZM226 216L233 217L234 218V224L232 223V225H231V224L227 223V221L225 219ZM29 218H31V219H29ZM238 218H239V220H238ZM186 219L187 220L190 219V220L187 221ZM199 219H201V220H199ZM197 220L199 222H197ZM6 221L8 223L10 222L11 226L9 224L7 225ZM125 222H127V223H125ZM132 222H133V224H132ZM18 223H19V225H18ZM124 223H125V225H124ZM129 223H130V227H131V224L133 225V227L136 224L137 227L136 226L134 228L131 227L132 230L130 231V227H128ZM240 223H242V224L240 225ZM30 224L33 226H31ZM126 224H127V226H126ZM196 225H198V226H196ZM4 226H6V227H4ZM193 226H195V227H193ZM252 226H254V227H252ZM122 227H125L127 230L129 229L128 233L126 232L127 230L125 228H122ZM204 227H206L207 229L206 228L204 229ZM9 228H10V230H7ZM199 228L201 229V232L199 231L200 230ZM242 228L245 230H243ZM29 229H30V231H29ZM122 229H124L125 231ZM237 229H239V230H237ZM116 231H118V232L116 233ZM239 231H240V233H239ZM251 231H252V233H251ZM22 233H24V234H22ZM129 233L131 234V236ZM241 233H243V234L241 235ZM132 235H134L135 237ZM153 235L155 238H153ZM14 236H16V237H14ZM13 237H14V239H13ZM159 238H161V239H159ZM95 240H97V241H95ZM164 242H166L167 244ZM159 246L161 248H159ZM15 249H16V251H15ZM163 249L166 250V253H165L166 255H164L165 251ZM190 249H192V247ZM90 250L93 251L94 253L92 252L93 253L92 254ZM167 250H169V251L167 252ZM157 252H159V253H157ZM162 252H163V257H162ZM16 254H17V256H16ZM29 254H32V255H29ZM164 256L166 258H164ZM34 257H35V259H34ZM37 259H39L40 261ZM123 259H125L126 261ZM253 260H255V261H253ZM256 260L259 263H257ZM208 262L206 264H211V263L212 264H219L222 261L218 260V262H217V260H215V261L210 260L211 263L210 262L208 263ZM221 264H228V262H223Z\"/></svg>",
    "mask_w": 264,
    "mask_h": 264
},
{
    "label": "snow or ice",
    "instance_id": "obj_3",
    "mask_svg": "<svg viewBox=\"0 0 264 264\" xmlns=\"http://www.w3.org/2000/svg\"><path fill=\"white\" fill-rule=\"evenodd\" d=\"M173 2H175V0H173Z\"/></svg>",
    "mask_w": 264,
    "mask_h": 264
}]
</instances>
